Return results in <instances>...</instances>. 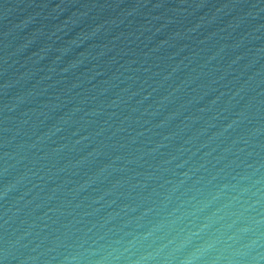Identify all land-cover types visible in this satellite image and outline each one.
<instances>
[{"label":"water","instance_id":"95a60500","mask_svg":"<svg viewBox=\"0 0 264 264\" xmlns=\"http://www.w3.org/2000/svg\"><path fill=\"white\" fill-rule=\"evenodd\" d=\"M0 264H264V0H0Z\"/></svg>","mask_w":264,"mask_h":264}]
</instances>
